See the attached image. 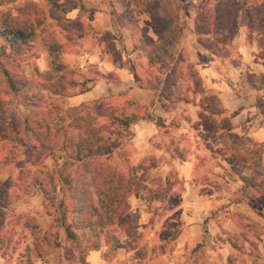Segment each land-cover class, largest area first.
Wrapping results in <instances>:
<instances>
[{"label":"crops","instance_id":"crops-1","mask_svg":"<svg viewBox=\"0 0 264 264\" xmlns=\"http://www.w3.org/2000/svg\"><path fill=\"white\" fill-rule=\"evenodd\" d=\"M50 1L0 0V19L6 12L20 18L18 9L29 4L42 11L41 23L22 61L35 104L23 106L5 95L3 113L10 121L38 109L48 111L39 105L48 97L64 99V111L105 102L108 108L130 112L135 106L126 102L138 104L139 119L130 125L126 137L130 145L127 148L126 139L122 142L125 157L115 150L100 158L102 162L114 156V168L122 160L136 169L137 178L128 170L123 172L142 184L138 193L128 197L138 243L130 249L123 236L120 246L114 248L101 240L100 247L88 251L80 261L77 251L64 243L69 242L71 233H64L57 249L48 252L43 247L46 253L39 251L32 226L37 225L43 235L56 218L45 211L38 185L19 184L20 174L1 170L0 197L6 199L0 202V264H264V195L246 187L233 170L232 163L240 160L231 159L225 141L229 136L259 146L264 172V89L255 90L246 81L248 74H264V68L254 60L250 34L237 31L222 45L227 49L223 54L211 51L205 45L209 42L198 43L191 33L181 50L201 77L206 95L216 98L223 112L212 114L202 109L200 97L192 91L186 92L189 101L180 100L166 111L160 106L159 93L147 85L146 59L135 49L130 29L135 24L147 27V14H136L134 24L120 0H57L65 8L57 13L59 22L51 16ZM65 26L76 27L78 36L71 42ZM48 33L62 46V63L75 71V86L69 96L49 94L38 81L37 74L49 70L48 45L43 40ZM3 49L9 53L0 37V51ZM81 88L86 90L80 92ZM175 94L184 97L178 90ZM142 164L148 168V180L141 179L145 173ZM242 173L249 175L250 170ZM154 180L163 184V191H156ZM55 192L61 200L62 181ZM245 192L251 196L244 197ZM59 220V227L71 224L72 233L82 235L72 218Z\"/></svg>","mask_w":264,"mask_h":264},{"label":"trees","instance_id":"trees-1","mask_svg":"<svg viewBox=\"0 0 264 264\" xmlns=\"http://www.w3.org/2000/svg\"><path fill=\"white\" fill-rule=\"evenodd\" d=\"M120 1L134 24L137 22L136 14H147L150 18L147 27L135 24V27L130 29L135 49L146 59L149 70L147 85L159 93L160 106L166 111L170 110L172 105L180 100L189 101L186 92L192 91L195 96L200 97L199 104L202 109L212 114H221L223 111L220 103L216 98L206 95L201 77L188 61L184 50L180 49L184 41L185 27L179 21L178 11L174 9L172 0ZM200 1L199 14L192 28L198 43L204 44V37L210 35L218 41H227L246 20L247 27L253 26L264 37V0H255L254 14L244 13V20L240 23L237 22L238 13L228 15L227 21L224 22L226 13H229L226 9L230 4L219 2L211 11L208 10V0ZM50 3L51 16L60 22L57 13L65 11L64 4H58L57 0H51ZM18 12L20 18L12 17L6 12L0 19V37L9 50V53H4L5 49L0 51V142H8L13 134H19L18 143L24 148V155L30 164L36 163L42 156L62 150L67 160L75 166L73 175L62 180L64 193L59 205L65 209V214L81 227V236L75 233L67 235V241L72 243L70 249L77 251L80 261H83L88 251L98 249L101 240L115 248L120 246V238L126 236L127 247L133 249L138 242L135 226L129 215L128 197L138 193L142 184L124 172L105 165L100 158L115 150L119 151L120 157H125L122 142L129 135L130 125L139 119L140 106L133 101L126 102L135 106L134 110L129 112L121 107L108 108L106 103L102 102L93 109H69L65 113L66 118L70 120L68 126L51 122V110L43 109L33 111L25 118L8 121L3 113V96L11 95L12 99L23 106L35 104V97L29 89L30 82L23 76L22 61L23 55L31 48L30 42L36 27L41 23L42 11L38 6L29 4L20 7ZM64 31L70 42L78 36L76 27L73 29L65 26ZM149 32L154 37H151ZM43 40L48 45L49 70L38 73V81L42 89L49 94L69 96L75 86V71L60 60L62 46L51 33H48L46 38L44 36ZM246 81L255 90L264 89V74H248ZM85 90L86 88L79 89L80 92ZM177 90L184 97L177 96ZM68 132H72L71 135ZM60 138L62 141H59ZM225 141L231 159L240 160L238 164L229 160L234 165L233 170L246 187L264 195V172L260 164L259 146L252 143L242 144L229 136ZM241 147L244 150H241ZM36 151L42 154L38 156L39 152ZM141 167L146 173L141 179L148 180V168L143 164ZM243 169H249L250 174L244 175ZM45 179H48L52 189V175L47 174ZM18 180L19 184L28 185L22 182L20 176ZM155 182L158 187L156 191H163V184L158 180ZM42 183L38 186L46 199L47 189ZM243 195L251 196L249 192ZM54 198L55 196H52L50 199ZM5 199L0 197V202ZM49 231L41 236L37 225L31 228L34 246L44 253L46 251L41 240L48 244L53 243ZM116 232L118 235H115ZM52 246V249H57L59 244L54 243Z\"/></svg>","mask_w":264,"mask_h":264},{"label":"rangeland","instance_id":"rangeland-1","mask_svg":"<svg viewBox=\"0 0 264 264\" xmlns=\"http://www.w3.org/2000/svg\"><path fill=\"white\" fill-rule=\"evenodd\" d=\"M219 2H222L224 5L230 4L228 8L226 9V11H228L229 13H226L227 15L223 14V15H226L224 22L227 21V16L232 13H238V19H237L238 23L244 20V13L250 12L251 14H254L255 8L253 7V5L255 3V0H237V2H235L234 0H229V1L208 0L207 1V3L209 4L208 10L212 11L218 5ZM200 3H201L200 0H172L174 9L178 11L179 21L185 27L184 40L186 38L191 37V33H192L191 30L195 26V21L199 14L198 8L200 6ZM244 3L246 4L243 7ZM247 23L248 21L246 20V22L242 26L238 27L237 31L246 30L248 34H250L251 39H253L252 46L254 50V55H253L254 60L256 61V63L258 62L264 68V37L258 31H256V28H254L253 26L247 27L246 26ZM234 35L232 37H234ZM232 37L229 38L227 41H218L215 39V37H213V35H210V36L204 37L205 38L204 40L205 42H209L208 44H205V45L211 51H214L216 53L219 52V53L225 54L227 53L226 52L227 49L225 50L222 47V45H226V43L229 42L232 39ZM214 42L219 43L220 47L216 46ZM234 56H236V54H234ZM140 57L142 56L140 55ZM186 57L188 59L187 53H186ZM147 72L149 73L148 69L146 73ZM41 103H39L41 107L45 106L46 108H48V110H51V116H50L51 122L55 124H62L63 126H68V122L70 120L66 118V114H65L66 111H64L66 109V104H65L64 99L51 98V97L42 98ZM95 107L96 106L91 104V105L86 106L85 108L93 109ZM7 114L11 116L12 112L8 111ZM12 118H10L9 120H11ZM71 133L68 132L69 135H71ZM12 136L13 137L11 138V142H0V171L1 170L14 171L15 175L20 174V177L22 178V182L25 184L30 183V185L37 186L38 184L42 182L44 183L42 184L47 189L45 192L46 199L44 198V201H43L45 211L48 212V214L53 215L56 218V223L54 221V223L49 229L50 230L49 233L51 235V240H53L52 241L53 243L51 242L52 244H48L47 242L43 244V247L47 249V251L49 252L52 250V247H53L52 245L54 243H58V239L60 237L62 239L65 237L63 236L64 233L70 234L73 232L71 224L67 223V225L64 226L63 228L59 227V224H60L59 219L61 218L68 219L71 217H69L68 214H65L64 208L60 207L59 205L60 199H58L56 192L54 191H56L58 184H61V181L63 179L69 178L73 175L75 166L66 159V156L62 150H57L54 152V155L51 158L52 161L50 160V158L48 159L49 155L42 156L39 159L37 157V154L39 156L40 154H42V152L36 151V152H39L36 154V157L38 159H37V162L32 165L30 164V161L27 159V157L24 155V148L18 143L17 139L19 138V134L17 135L13 134ZM125 139L127 140L128 138H124L123 140ZM31 140L33 141V139ZM59 141H62V138H60ZM128 145H130L129 140H127V148H128ZM61 157L64 158V161H61ZM6 159L7 161H5ZM102 163L114 168L112 165L113 163H115L114 156L105 157L104 159H102ZM4 165H7V166H4ZM210 167L207 166V170L209 172H211ZM132 168L128 164H126L124 161L121 160L117 163V166L114 169L121 171V172H123V170L124 171L128 170L131 175L132 174L135 175L136 169L135 167H132ZM158 171L159 169H157V172L154 173V175H157ZM47 174H52L51 181L53 185L52 187L53 190L49 186L48 179H45ZM134 177L137 178L136 175ZM208 178L211 179V177H208ZM52 196H55L57 200L50 199L52 198ZM41 242L43 243L42 240ZM64 243H66L65 245L66 248H69L70 246H72L71 245L72 243H69V242H64ZM257 262L261 263L260 259H258ZM262 263H264L263 260H262Z\"/></svg>","mask_w":264,"mask_h":264}]
</instances>
